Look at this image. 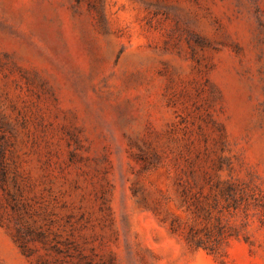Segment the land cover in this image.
<instances>
[{
	"label": "rangeland",
	"instance_id": "obj_1",
	"mask_svg": "<svg viewBox=\"0 0 264 264\" xmlns=\"http://www.w3.org/2000/svg\"><path fill=\"white\" fill-rule=\"evenodd\" d=\"M0 264H264V0H0Z\"/></svg>",
	"mask_w": 264,
	"mask_h": 264
}]
</instances>
